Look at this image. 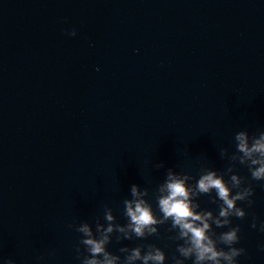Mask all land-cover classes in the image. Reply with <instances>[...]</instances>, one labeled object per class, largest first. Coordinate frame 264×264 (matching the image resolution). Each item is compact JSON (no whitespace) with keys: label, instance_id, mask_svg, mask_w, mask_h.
Returning <instances> with one entry per match:
<instances>
[{"label":"water","instance_id":"95a60500","mask_svg":"<svg viewBox=\"0 0 264 264\" xmlns=\"http://www.w3.org/2000/svg\"><path fill=\"white\" fill-rule=\"evenodd\" d=\"M240 131L249 146L264 133V0H0V264H80L68 225L96 237L107 208L124 227L132 199L162 218L169 170L193 190L209 170L250 182L230 218L237 264H264V181L239 165ZM189 199L218 216L207 194ZM157 227L114 231L107 250L154 244L173 264L178 229Z\"/></svg>","mask_w":264,"mask_h":264},{"label":"clouds","instance_id":"9594fccd","mask_svg":"<svg viewBox=\"0 0 264 264\" xmlns=\"http://www.w3.org/2000/svg\"><path fill=\"white\" fill-rule=\"evenodd\" d=\"M68 36L75 35L69 31ZM235 150L242 155L239 156V165L247 168L252 181H264V133L259 139H254L249 146L248 138L243 131L234 136ZM225 149L221 148L223 155ZM162 164L156 167H162ZM232 171V168H229ZM188 177L180 178L173 175L171 170L167 173V180L161 187V192L166 193L158 197V210L162 218H157L150 204L142 199L124 200V216L127 218V225L122 227L119 224L113 225L114 216L110 210L104 208V219L108 226L103 227L95 221L94 237L93 230L89 223L80 222L78 225L69 224L68 228H74L81 234L76 246V259L80 264H134L140 261L141 264H164L165 252L154 244H141L133 248L121 247L119 252L123 258L114 255L107 250L110 243V235L122 233L124 240L147 239L150 236L158 235V225H164L171 219V228L178 229L177 237H169L172 241H182L176 245L171 260L173 264H185V260L191 259L192 264H237V258L245 253L244 248L235 247L239 242V225H231V217L243 219L246 215L243 208L237 206V202H246L250 207L253 201V188L250 182L244 177L232 175L227 181L224 176L217 175L216 171L209 170L200 175L196 182L195 190L186 188L185 180ZM264 187V185H261ZM235 190V191H234ZM215 192L213 197L211 194ZM132 196L139 195L135 184L131 187ZM190 193L195 196L197 193L207 194L213 204H217L218 216H213L211 211H195L199 205H195L189 199ZM234 193V194H233ZM211 221V224L209 223ZM215 226V228L213 227ZM256 221L253 218L251 227L256 228ZM227 228L226 231L217 232L215 229ZM171 229H168L170 231ZM261 232H264V222L260 223ZM121 240L116 235V241ZM81 247L83 251H81ZM142 249L144 254L142 255ZM264 250V245H261ZM182 257L183 259H181ZM4 264H12L11 260H5Z\"/></svg>","mask_w":264,"mask_h":264}]
</instances>
